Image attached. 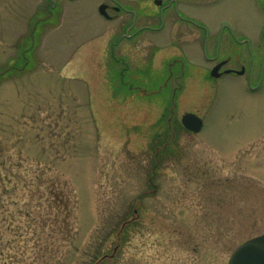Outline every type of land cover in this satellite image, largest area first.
<instances>
[{"label":"rangeland","instance_id":"rangeland-1","mask_svg":"<svg viewBox=\"0 0 264 264\" xmlns=\"http://www.w3.org/2000/svg\"><path fill=\"white\" fill-rule=\"evenodd\" d=\"M44 2L0 0V264H227L264 232V88L176 89L166 33L124 55L97 0Z\"/></svg>","mask_w":264,"mask_h":264},{"label":"flooded vegetation","instance_id":"flooded-vegetation-1","mask_svg":"<svg viewBox=\"0 0 264 264\" xmlns=\"http://www.w3.org/2000/svg\"><path fill=\"white\" fill-rule=\"evenodd\" d=\"M74 1L45 0L40 10L44 19L58 17L64 5ZM253 1H257L251 4L256 22L251 31L249 20L236 16L230 22L215 12L227 4L249 8V0H97L95 4L98 17L108 25L113 51L124 46L121 52L133 55L147 34L166 33L167 82L172 79L176 89L236 78L256 95L264 88V0ZM211 10L216 16L207 21L204 14Z\"/></svg>","mask_w":264,"mask_h":264},{"label":"water","instance_id":"water-1","mask_svg":"<svg viewBox=\"0 0 264 264\" xmlns=\"http://www.w3.org/2000/svg\"><path fill=\"white\" fill-rule=\"evenodd\" d=\"M202 123L201 118L191 113H186L181 117L182 126L193 133L201 130ZM227 264H264V233L236 247Z\"/></svg>","mask_w":264,"mask_h":264}]
</instances>
